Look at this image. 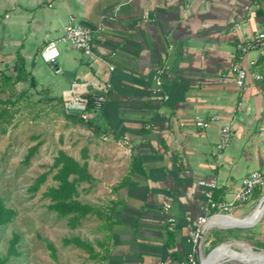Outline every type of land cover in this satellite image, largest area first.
<instances>
[{
    "label": "crops",
    "instance_id": "1",
    "mask_svg": "<svg viewBox=\"0 0 264 264\" xmlns=\"http://www.w3.org/2000/svg\"><path fill=\"white\" fill-rule=\"evenodd\" d=\"M70 15L92 30L93 53L60 43L56 62H44L42 49ZM263 27L264 0H0V60L16 62L12 72L20 59L35 88L64 103L112 85L104 105L88 109L94 125L83 145L96 180L81 195L99 189L107 194L95 204L116 201L110 231L88 217L99 220L92 242L107 241L99 264H178L192 253L201 264L212 245L240 241L264 249V212L252 226L209 223L197 251L190 240L207 204L200 180L215 179L214 199L226 200L251 171L264 170V45L237 49ZM162 65L167 100L155 93ZM239 66L250 72L243 88L234 81ZM198 119L209 127H198ZM226 123L231 139L217 150ZM263 194L257 187L230 217H247Z\"/></svg>",
    "mask_w": 264,
    "mask_h": 264
},
{
    "label": "rangeland",
    "instance_id": "2",
    "mask_svg": "<svg viewBox=\"0 0 264 264\" xmlns=\"http://www.w3.org/2000/svg\"><path fill=\"white\" fill-rule=\"evenodd\" d=\"M15 63L4 62L0 64V68L10 74L11 66ZM27 85H10L6 93H10L12 88H16L18 93L22 88H27ZM5 105L0 103V109ZM8 106L14 111V117L8 123L7 131L0 132V197L7 206L14 208L17 214L11 223L0 226V264H99L89 259L84 250L63 243L64 238L74 235L93 241L99 235L94 232L99 220L86 218L77 228H72L69 218H60L48 208L50 200L43 195L49 187L57 184L53 178L56 169H52V165L58 151L65 149L81 159V149L89 137V129L66 117L64 101L56 100L49 93L37 88L29 89L15 105ZM34 146L37 150L26 162V156ZM94 167L98 173L97 165ZM44 172L49 173L46 182L37 192L32 191V184ZM105 194L107 192L97 189L95 195L82 194L80 199L95 204L105 197ZM254 208L255 206L251 208L246 218L252 215ZM14 233L20 236L18 249L21 254L8 256L10 240ZM237 236L246 237L241 233ZM240 242L241 244L237 243L236 247L232 248L240 252H245L247 247L258 253L264 251L245 245L244 241ZM49 244L54 247L55 257ZM219 245L214 244L207 248L203 256L206 257ZM225 259L236 264H245L237 259Z\"/></svg>",
    "mask_w": 264,
    "mask_h": 264
},
{
    "label": "trees",
    "instance_id": "3",
    "mask_svg": "<svg viewBox=\"0 0 264 264\" xmlns=\"http://www.w3.org/2000/svg\"><path fill=\"white\" fill-rule=\"evenodd\" d=\"M3 62V60H0V64ZM17 62L18 66L16 72L6 74L0 68V103L6 104L0 109L1 133L7 131V125L14 117V111H11V107H9L8 104L15 105L29 89L37 86L36 79L34 77H28L23 62H21L20 59H18ZM25 81L29 83L27 88H22L18 93L16 92V88V90L12 88L10 93H6V89L10 87V85L15 86ZM58 100L63 101L60 99ZM65 112L66 117L76 124L86 128H90L94 125L88 118H84L79 113L68 112L67 110ZM36 150V146L31 148L26 156V162L30 160ZM88 157L89 149L86 146L81 149V159H77L65 149H60L52 165V169H56L53 178L57 184L56 186L49 187L43 195L50 200L48 208L56 212L60 218H69V223L72 228H77L82 220L88 218L90 215H96L101 221L102 228L110 231L114 214V209L111 206H115L116 201L108 200L103 204H91L80 199L81 193L89 192L96 180L87 161ZM48 174V172L40 174L32 184L31 190L37 192L46 182ZM83 183H88L90 186L82 188L81 186ZM121 186H123V184L119 183L113 189L116 190L117 188H121ZM16 214V210L7 206L3 198L0 197V226L11 223ZM19 240V234L14 233L13 238L10 240L8 256H18L21 254L18 249ZM106 242V240L92 242L77 235L63 239L65 245H74L84 250L88 254L89 259L98 263L106 259L109 254L108 248L105 247ZM49 247L53 251L55 257L53 245L49 244ZM97 247H100V250H98Z\"/></svg>",
    "mask_w": 264,
    "mask_h": 264
},
{
    "label": "built area",
    "instance_id": "4",
    "mask_svg": "<svg viewBox=\"0 0 264 264\" xmlns=\"http://www.w3.org/2000/svg\"><path fill=\"white\" fill-rule=\"evenodd\" d=\"M66 44L74 49L82 51L86 54H92L94 48L92 30L78 22L74 15H70L62 34L50 41L41 51V58L46 63H55L60 56L59 44ZM264 45V27L252 37L246 38L237 44V49L241 53H246L249 50L261 47ZM113 68V67H112ZM168 69L167 65L158 67L155 71L154 79L156 82L155 93L159 99L167 100L168 95L163 93V73ZM250 76L248 69L244 67H237L234 76L235 84L238 88H243ZM255 78L258 80L263 79L262 74H256ZM112 85L107 83L100 94L94 96H82L78 95L68 100L66 110L68 112L79 113L84 118L88 117L89 107L100 109L106 100V96L110 91ZM211 121L198 119L196 122L198 127L207 128ZM221 140L216 145L217 150L224 149L231 139V124L226 123L221 129ZM199 184L205 187L206 207L205 214L198 217L195 222L194 228L191 232L190 240L194 245V251L199 250L201 243V235L205 232L206 226L213 220L230 216L240 205L247 203L252 196L253 191L260 186H264V170L251 171L246 175L242 181L239 189L234 193L231 199L216 200L214 199V189L217 186L215 179H202ZM170 206L164 207V213L167 214L166 219L169 224V229L173 230L175 226V218L168 214ZM178 264H198V260L194 253L188 255L186 260L180 261Z\"/></svg>",
    "mask_w": 264,
    "mask_h": 264
},
{
    "label": "bare ground",
    "instance_id": "5",
    "mask_svg": "<svg viewBox=\"0 0 264 264\" xmlns=\"http://www.w3.org/2000/svg\"><path fill=\"white\" fill-rule=\"evenodd\" d=\"M257 216H258V212H255V213H252V215H250L248 218H245V219L228 220L230 218H223V219H216V220L210 222V224L211 223L221 224V225H228V224H232V223H234V224L235 223L246 224V223H250L251 221H253ZM224 258L237 259V260H240V262L246 261V262H250V263L257 262V263L263 264L264 263V251L262 253H255L247 247L245 252L235 253L230 248L225 246L223 248L216 250L212 254V256L210 257L209 261L217 263L219 260L224 259ZM207 263L208 262H205V264H207Z\"/></svg>",
    "mask_w": 264,
    "mask_h": 264
},
{
    "label": "water",
    "instance_id": "6",
    "mask_svg": "<svg viewBox=\"0 0 264 264\" xmlns=\"http://www.w3.org/2000/svg\"><path fill=\"white\" fill-rule=\"evenodd\" d=\"M253 213L255 212H258V216L253 220L251 221L250 223H246V224H239V223H233L231 226H252V225H255L262 217L263 215V212H264V194L262 195V197L260 198V200L258 201L257 205L255 206V208L253 209L252 211ZM224 218H230V219H237V218H233V217H230V216H226ZM246 218V217H245ZM215 224V223H214ZM209 225V224H208ZM208 225L206 226V228L208 227ZM205 228V229H206ZM204 233L201 235V238H200V243L202 242V237H203ZM228 247L230 248L232 251H234L235 253H242L232 247H230L228 244H220L219 246L215 247L214 249H212L208 255L204 258L201 259V264H205V262H208L207 264H215L216 262H211L209 261L210 257L212 256V254L220 249V248H223V247ZM254 252V251H253ZM255 253H258V252H255ZM245 264H260V263H250V262H246L244 261ZM264 264V263H263Z\"/></svg>",
    "mask_w": 264,
    "mask_h": 264
}]
</instances>
